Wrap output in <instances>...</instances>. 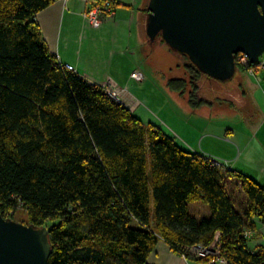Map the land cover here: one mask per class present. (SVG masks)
Instances as JSON below:
<instances>
[{
  "label": "trees",
  "instance_id": "obj_1",
  "mask_svg": "<svg viewBox=\"0 0 264 264\" xmlns=\"http://www.w3.org/2000/svg\"><path fill=\"white\" fill-rule=\"evenodd\" d=\"M55 2L0 0V214L22 223V208V224L48 228L49 264H148L160 241L181 256L218 233L228 264H264V249L252 252L244 236L264 222V187L61 63L36 21ZM187 62L189 78L169 89L194 110L213 106L199 94L206 76Z\"/></svg>",
  "mask_w": 264,
  "mask_h": 264
},
{
  "label": "rangeland",
  "instance_id": "obj_2",
  "mask_svg": "<svg viewBox=\"0 0 264 264\" xmlns=\"http://www.w3.org/2000/svg\"><path fill=\"white\" fill-rule=\"evenodd\" d=\"M148 45L146 55L141 58L133 60L128 55L119 61L123 64V76L127 80L131 71L145 76L139 64L151 74L149 83L147 80L140 84L131 82L130 93L149 110L161 129L170 131L166 133L197 152H201L200 147L203 146L208 152L211 151L209 155L220 160L229 161L226 158L237 155V162L230 163L235 167L234 171L242 165L250 170V175L256 180L264 179V71L254 76L240 70L226 82L203 77L199 82V94L214 105L194 110L189 106L188 94L182 96L171 91L167 85L173 78H189L186 72L187 58L171 51L161 38L156 40L153 48L150 41ZM175 125L184 127L186 131H179ZM231 128L234 133L228 135L227 130ZM209 130L221 135L220 140L212 137L206 139L204 133ZM223 139L226 142L230 140V143L225 144ZM253 140L254 143L246 151L243 145H249ZM232 141L235 144H231ZM193 212L200 216L208 214L203 206L196 204L193 205ZM16 214L18 221H27L22 208Z\"/></svg>",
  "mask_w": 264,
  "mask_h": 264
},
{
  "label": "water",
  "instance_id": "obj_3",
  "mask_svg": "<svg viewBox=\"0 0 264 264\" xmlns=\"http://www.w3.org/2000/svg\"><path fill=\"white\" fill-rule=\"evenodd\" d=\"M147 35L185 56L206 77L229 81L242 53L252 64L264 54V0H150ZM47 227L0 214V264H49Z\"/></svg>",
  "mask_w": 264,
  "mask_h": 264
},
{
  "label": "crops",
  "instance_id": "obj_4",
  "mask_svg": "<svg viewBox=\"0 0 264 264\" xmlns=\"http://www.w3.org/2000/svg\"><path fill=\"white\" fill-rule=\"evenodd\" d=\"M149 2L150 0H118L115 17L104 20L103 26L97 29L90 28L85 22L84 13L87 6L83 0H57L48 9L38 14L36 21L41 25L46 45L51 53L59 58L61 63L74 67L77 74L90 85H102L107 80L113 81L115 86L125 90L123 98L127 102V107L135 113L137 118L146 124H155L161 128L156 119L149 113V110L146 107L144 108L142 102L130 93V83L136 81L131 77L135 71H131L127 80L123 76V64L119 61V59L128 57V55L133 60L146 55L145 49L149 46V41L153 48L156 41L150 40L146 30L147 17L150 12ZM140 66H142L140 71L142 70L141 72L145 73L144 81L147 80L149 83L152 79L151 74L143 68L142 64H139ZM144 81L140 83H144ZM176 129L181 132L186 131L184 127H179V125L176 126ZM163 131L170 132L165 131V129ZM227 131L228 135L234 133L232 128ZM204 137L220 140L221 135H216L209 130L204 133ZM254 140L249 145H243V148L248 151ZM224 141L225 144L230 143V140ZM231 144L235 143L232 141ZM183 146L197 152L189 145L185 144ZM200 148L201 152L207 154L211 152L205 150L203 146ZM226 159L230 163L237 162V155ZM237 168L238 172L252 177L250 170L245 166L239 165ZM234 169L235 167H232V170ZM252 179L264 187V179L256 180L254 177ZM197 206L200 205L197 204ZM257 225V229L249 240V248L252 252H257L261 248L264 249V227L260 222ZM147 263L208 264V261L206 259L188 261L179 254L174 253L164 241H160L148 258Z\"/></svg>",
  "mask_w": 264,
  "mask_h": 264
},
{
  "label": "built area",
  "instance_id": "obj_5",
  "mask_svg": "<svg viewBox=\"0 0 264 264\" xmlns=\"http://www.w3.org/2000/svg\"><path fill=\"white\" fill-rule=\"evenodd\" d=\"M86 4V10L84 13V19L85 22H87L88 26L90 28H101L104 24V19L106 17H115L116 14V6L118 0H83ZM59 59V58H58ZM237 64L241 67H247L248 72L250 75L257 76V74L260 71H264V54L261 55L259 58V62L257 64H252L251 60L248 58L247 55L240 53L237 56ZM60 61V60H59ZM61 62V61H60ZM253 65V67H251ZM71 71H75L76 69L74 67H70L66 65ZM251 67V68H250ZM134 80H136L138 83L143 82L145 80V76L142 73H133L131 76ZM101 88L104 89V92L108 94L109 97L114 99L118 104H123L127 109V102L125 101V98H123V95L125 94V90L121 87H117L113 84V81L107 80L106 83L100 85ZM204 157L208 158L209 161H211L212 165L222 168L225 167L228 170H232V167L230 166V162L225 160H220L216 158L215 156L208 155L205 152H202ZM10 218V217H9ZM261 225L264 227V222H260ZM252 231L247 230V232L244 233L245 237H248L249 239L252 238ZM214 243L209 246H192L191 248H186L185 253H183L181 256L186 260H203L206 259L208 261V264H228V260L225 259L223 255V249L221 247L220 242V234L218 233L215 237Z\"/></svg>",
  "mask_w": 264,
  "mask_h": 264
}]
</instances>
